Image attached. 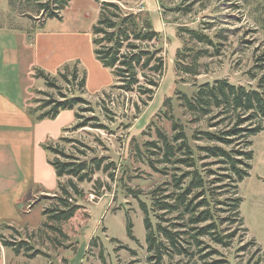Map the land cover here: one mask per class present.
Wrapping results in <instances>:
<instances>
[{"label": "rangeland", "instance_id": "1", "mask_svg": "<svg viewBox=\"0 0 264 264\" xmlns=\"http://www.w3.org/2000/svg\"><path fill=\"white\" fill-rule=\"evenodd\" d=\"M11 2L0 0V26L24 27L27 20L20 21L18 17H22L23 11H27L24 8L29 9V6L23 5L22 9ZM139 7L149 11L154 28L162 34L165 71L152 100L143 105L136 92L108 89L110 86L91 89L85 81L81 96L89 102L93 112L80 113L86 118H96L90 123L98 121L104 128L87 126L63 133L88 145L90 150L87 151L91 155H104L113 161L116 166L114 180L99 171L94 174L93 182L80 183L82 196L76 203L89 210V218L85 220L81 214L83 210H79V214L69 220L48 222L55 227L52 228L45 224L47 217L43 210L57 203L52 197L56 194L57 180L54 179V190L49 194L41 189L27 192L29 182L16 180L20 172L12 162L14 157L11 158L6 148L0 145V264H149L144 216L139 202L147 205L155 227L158 221L151 208V192L157 187L170 189V184L164 183L170 181L172 173L177 171L167 165L164 172H159L164 164L158 162L160 156L152 154L155 148L146 142L158 139L157 129L172 134L171 119L180 123L189 137L196 128L205 127L194 122L179 98L182 93L192 95L204 82L226 78L235 85L257 88L259 78L264 75V0H129L125 6ZM98 9L93 0H71L61 11V19H47L43 24L36 21V26L43 28L46 21L52 20L45 26L47 31L63 29L78 35L77 51L83 67L75 63L69 65V70L77 67L78 80L83 71L85 80L91 81L94 77L91 27ZM183 29L208 35L212 44L197 41ZM178 49L185 55L198 52L194 63L196 74L178 70ZM101 67L112 75L108 68ZM95 77L99 78V75L96 73ZM58 82L67 96L80 94V88L60 78ZM35 84L42 88L34 89L32 98L58 97L56 90L44 86L42 79ZM107 89L109 96H101ZM166 98L170 100L164 105ZM38 104L30 100V107ZM76 121L78 119L74 124ZM251 139V168L239 182L237 190L241 198L242 224L239 220H222L229 215L231 218V214L216 209L218 229L222 234L232 233L234 236L229 238L227 245L215 242L211 236H201L199 246L190 245L192 255L175 254L165 257L162 264H264V121L263 129ZM191 143L202 144L203 141L191 140ZM59 144L67 150H74L71 144L62 141ZM203 161L210 163L212 160ZM216 167L214 163L205 166ZM1 170L8 179L3 177ZM96 179L99 182L94 184ZM227 195L222 194L219 198ZM173 215H165L170 222L164 224L177 221ZM129 221L134 239L127 234ZM94 239L95 243L92 242ZM5 240L22 241L31 249L26 250L22 244L16 253L13 246L4 245ZM34 251L38 253L29 256Z\"/></svg>", "mask_w": 264, "mask_h": 264}, {"label": "trees", "instance_id": "2", "mask_svg": "<svg viewBox=\"0 0 264 264\" xmlns=\"http://www.w3.org/2000/svg\"><path fill=\"white\" fill-rule=\"evenodd\" d=\"M70 1L12 0L11 3L20 5L22 9L23 5H28L29 9L24 8L27 11H23L22 14L43 24L47 19H61V11ZM93 1L98 4L99 9L91 27L92 51L95 59L108 68L113 76V83L108 89L118 88L124 92H136L143 105H146L152 100L165 71L162 34L154 28L149 11L141 7L125 8L129 0ZM183 30H188L191 37L199 42L212 44L209 36L200 31ZM197 53L196 51L185 55L178 49L176 52L178 70L196 74L194 63ZM71 63L77 65L78 61ZM71 63L64 64L54 75L41 68L34 70V77L41 78L44 86L55 89L58 97L50 95L43 100L32 98L31 101L39 104L35 107L29 106L28 113L39 121L46 118L54 119L62 110H73L78 121L62 129L63 132L87 126L104 128L98 121L90 123L97 120L96 118H86L80 113L93 112V109L81 96L85 89V73L82 70L81 78L78 80L77 67L69 70ZM59 78L80 88V94L73 96L64 94L58 82ZM108 89L102 91L101 96H109ZM38 92L47 94L43 90ZM179 98L194 122L205 127L196 128L189 137L182 125L171 119L172 134L157 129L158 139L146 142L155 148L151 153L160 156L158 162L164 164L160 169L156 167L159 172H164L167 165H171L177 171L172 173L170 181L164 183L170 184V189L157 187L151 192V208L158 221L155 227L151 223L147 205L139 202L144 216L148 254L146 260L149 264H162L165 257L175 254L192 255L190 245L199 246L202 243L201 236H211L215 242L222 245L229 243V238L234 234H222L218 229L216 209L231 214V218L229 215L222 220L231 219L232 222L239 220L242 224L238 184L249 174L251 168L249 163L253 154L250 149L251 138L263 129L264 75L259 78L257 88L235 85L226 78H218L198 85L192 95L182 93ZM169 100L170 98H166L163 104L169 103ZM82 105L85 107H80ZM191 140H200L203 143L192 145ZM60 141L71 144L74 150L60 146ZM42 148L46 151L47 161L57 177L56 194L52 196L57 203L43 210L47 217L45 224L55 228L48 222L69 220L79 214V210H83L81 214L87 220L90 216L89 210L76 203L77 198L82 196L80 183L93 182L94 174L99 171L107 173L110 179L114 180L115 163L107 160L108 157L104 155H91L87 151L90 150L88 145L65 135L43 143ZM205 159L212 161L208 163L203 161ZM213 163L217 165L216 169L205 168L206 165ZM210 176L213 177L209 179ZM97 182L99 181L96 179L94 184ZM103 186L109 188L107 185ZM227 193L229 195L219 198ZM96 196H99V192ZM218 205L226 207H217ZM167 214H174L173 219L177 221L164 224L170 222V219L164 217ZM127 234L134 239L131 221L127 224ZM93 241L95 243V239ZM22 244H25L26 250L31 249L30 245L22 241L14 243L4 241V245L13 246L16 253H19ZM131 252L135 254L134 250ZM36 253L38 252H31L29 256Z\"/></svg>", "mask_w": 264, "mask_h": 264}, {"label": "crops", "instance_id": "3", "mask_svg": "<svg viewBox=\"0 0 264 264\" xmlns=\"http://www.w3.org/2000/svg\"><path fill=\"white\" fill-rule=\"evenodd\" d=\"M21 16L20 21L27 20L24 27L0 26V145L14 157L12 162L20 172L16 180L29 182L27 192L41 189L49 194L57 177L42 144L63 135L62 129L73 125L75 117L73 110H62L54 119L38 121L28 113L33 90L42 88L35 84L41 78L34 77V70L41 68L54 75L73 61L83 67L77 51L79 38L68 30L47 31L45 26L52 20L40 28L36 26L38 20ZM91 69L94 77L86 80L87 87L100 90L113 83V76L98 60H93ZM1 172L4 178H9L4 170Z\"/></svg>", "mask_w": 264, "mask_h": 264}]
</instances>
